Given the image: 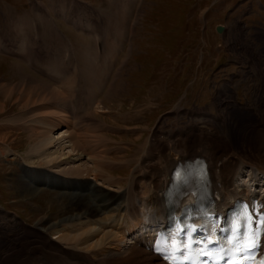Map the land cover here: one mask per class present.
Instances as JSON below:
<instances>
[{
  "label": "rangeland",
  "instance_id": "obj_1",
  "mask_svg": "<svg viewBox=\"0 0 264 264\" xmlns=\"http://www.w3.org/2000/svg\"><path fill=\"white\" fill-rule=\"evenodd\" d=\"M39 1L47 3V0ZM61 1L55 0L56 5ZM64 1L66 13L73 18L71 21L85 24L78 17L90 14L91 6ZM258 1L261 2L116 0L110 3L108 0H87L96 5L100 19L98 41L108 51L93 53L91 48L97 44L95 37L93 40L88 33L67 28L76 48L69 51V59L66 52H60L68 45L67 40L56 31L49 37L44 21L38 22L37 45L33 42L34 27L26 29L31 38L30 52L41 58L39 65L47 72L44 57L47 51L51 54L55 51L56 60L50 65L62 75H54L55 80H51L36 78L20 67L14 69L15 64L9 60H2V39L9 44L16 39L15 31L2 28V8L9 5L17 8L24 5L25 0H0V86L5 88V92L0 91V123L7 124L2 130L8 133L0 135V152L4 153H0V264L15 263L11 259L16 245L13 248L12 245L25 243L26 237L34 234L31 228L39 224L40 219L51 225L80 212L79 207L73 206L76 199L65 194L67 189L61 185L36 188L28 180L34 169H59L64 174L75 166L83 172L93 167L87 158L75 161L66 158L70 148L65 136L41 152L33 148L43 139L39 137L46 130L44 119H59L63 112L66 114V109L75 108L82 114L72 117L71 126L86 132L84 139L90 149L103 152L100 157L104 160L103 167L90 178L106 186L110 193L106 192L111 195L126 190L129 181L141 175L139 164L145 156L155 154L150 152L147 144L154 130L156 140L165 142L181 138L182 128L197 123L211 137L223 136L229 161L254 159L251 149L261 124H264L261 117L264 113V80L260 78L264 71L260 61L256 60L264 59V24L261 22L264 10L261 11ZM118 12L124 13L120 21L115 17ZM128 21L135 24L133 29L115 27L117 22L121 25ZM221 24L225 30L218 34L215 26ZM52 44L53 50H50ZM128 46H131V52L127 51ZM47 100L52 103V108L45 107ZM86 102L89 108L85 107ZM31 107L37 109L30 111ZM205 112L207 114L202 115ZM85 122L89 124L83 127ZM97 126L98 130L95 129ZM61 130L65 131L66 127L47 134L57 136ZM197 135L195 140H200L202 137ZM113 138L124 143H111ZM126 147L127 153L124 152ZM56 156H59L58 160L66 159L58 161ZM24 162L30 168L22 166ZM249 168L245 166L240 170L236 184H250L252 170ZM83 172L72 173L77 175L72 178L80 175L86 178ZM259 176L256 181L259 186H249L250 190H264V177ZM117 191L121 192L115 193ZM22 224L27 228L20 226ZM52 233L50 235L55 237ZM50 245L47 242V248ZM28 246L27 253H33L34 249ZM7 248L13 251L4 250Z\"/></svg>",
  "mask_w": 264,
  "mask_h": 264
},
{
  "label": "bare ground",
  "instance_id": "obj_2",
  "mask_svg": "<svg viewBox=\"0 0 264 264\" xmlns=\"http://www.w3.org/2000/svg\"><path fill=\"white\" fill-rule=\"evenodd\" d=\"M4 89L0 86L1 93ZM262 115L261 117L264 118V113ZM69 121L67 116L54 121L52 129L62 125H65L67 129L61 130L60 134L58 132L57 136L46 132L41 133L39 138L43 139L40 140L39 146L36 148L33 146V148L41 152L46 147L56 145V141L65 136L67 147L70 148L69 156L66 153V158L73 160L87 158L92 161L93 167L87 168V171L83 172L82 168L75 166L64 173L83 172L88 176H96L98 170L103 167L104 160L102 161L100 158L103 152L90 149L85 143L87 140L84 139L86 132H81L70 126ZM198 125L193 123L182 128L181 138L165 142L157 141L156 134H152L147 144L151 149L150 152H155V154L145 156L139 164L142 175L135 176L133 181L130 180L128 187L121 194L111 195L100 183L83 177H56L66 184V188L69 189L68 194L76 199L73 206L79 207L82 214L70 216L61 223L51 225L43 223L40 219L42 222L39 220V224L31 228L34 234L31 237H26L22 249L16 244V251H13L11 260L15 262L14 264H164L135 241L127 244L125 241L126 230L136 233V229L146 221L152 223V220L165 215V195L171 184L173 169L178 163L193 162L198 157L204 158L208 165V181L211 187L221 193L223 201L228 196L232 198L248 192L246 185H235L234 182L243 166H251L253 176L258 173L264 175L263 123L261 130L255 136V144L251 149L254 159L246 161L243 158H238L234 162L228 160L227 146L222 143L223 136L218 139L211 137L210 133L204 132ZM42 131L43 129L40 132ZM197 134L202 137L200 140H195ZM50 144L52 145L50 146ZM55 158L58 160L59 156ZM66 158L63 157L60 160L64 162ZM72 185L78 187V190L71 189ZM83 187L85 188L83 189ZM118 192L121 191L115 193ZM51 231L56 237L50 236L49 232ZM47 242L51 244L49 248H47ZM28 245L34 249L33 253H27Z\"/></svg>",
  "mask_w": 264,
  "mask_h": 264
},
{
  "label": "snow or ice",
  "instance_id": "obj_3",
  "mask_svg": "<svg viewBox=\"0 0 264 264\" xmlns=\"http://www.w3.org/2000/svg\"><path fill=\"white\" fill-rule=\"evenodd\" d=\"M262 223H264V221H262ZM197 227H198L197 225H192L190 227L188 225H184L181 228H179L177 230V235H179L180 233H184V234H186L187 239L183 240V241L173 240V247L177 250L191 249L194 244H197V245L204 244L206 246L209 244L217 243L219 241V238L216 237L214 234L211 236H205L203 241L193 239L192 234L197 231ZM240 227H241V224H240L239 220H237L235 222V224L233 225V228L239 229ZM211 231L214 233L215 229L213 228V229H211ZM259 237H260V229H257L249 235V237L246 240V242L244 243L243 247H237L234 250L236 252H242L244 249H255L260 244V238ZM233 239H234V237L232 239H229L228 243L232 244ZM219 252L222 253L223 255L227 254L223 248H221L219 250ZM201 254L207 255V256H213V253L210 251L201 250ZM223 255H216L215 259H217V260L222 259ZM182 258L187 260V259H190V256L182 255ZM176 259H177V257L175 255H173L171 257L173 264H175ZM230 264H235V262H230Z\"/></svg>",
  "mask_w": 264,
  "mask_h": 264
},
{
  "label": "crops",
  "instance_id": "obj_4",
  "mask_svg": "<svg viewBox=\"0 0 264 264\" xmlns=\"http://www.w3.org/2000/svg\"><path fill=\"white\" fill-rule=\"evenodd\" d=\"M50 1V0H49ZM7 11H11V8H7ZM53 14H54V8H53V12H52ZM4 18H6V19H8L9 18V16L8 15H6ZM3 21V20H2ZM17 65H15V67H16ZM17 69H18V67H16ZM22 69V68H21Z\"/></svg>",
  "mask_w": 264,
  "mask_h": 264
},
{
  "label": "water",
  "instance_id": "obj_5",
  "mask_svg": "<svg viewBox=\"0 0 264 264\" xmlns=\"http://www.w3.org/2000/svg\"><path fill=\"white\" fill-rule=\"evenodd\" d=\"M216 30H217V32L221 33V31L223 30V26H218V27L216 28Z\"/></svg>",
  "mask_w": 264,
  "mask_h": 264
}]
</instances>
